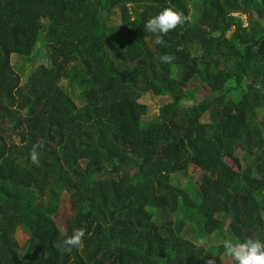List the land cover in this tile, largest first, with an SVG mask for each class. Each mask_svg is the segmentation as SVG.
I'll return each mask as SVG.
<instances>
[{
  "label": "trees",
  "instance_id": "trees-1",
  "mask_svg": "<svg viewBox=\"0 0 264 264\" xmlns=\"http://www.w3.org/2000/svg\"><path fill=\"white\" fill-rule=\"evenodd\" d=\"M224 235L264 241V0H0V264H225Z\"/></svg>",
  "mask_w": 264,
  "mask_h": 264
},
{
  "label": "clouds",
  "instance_id": "clouds-1",
  "mask_svg": "<svg viewBox=\"0 0 264 264\" xmlns=\"http://www.w3.org/2000/svg\"><path fill=\"white\" fill-rule=\"evenodd\" d=\"M189 20L182 12L177 11L172 6L163 8L156 15L149 18L144 24V30L147 33L153 34L155 37L154 43L157 45H164L163 36L170 31L175 30L179 26H183ZM160 61L164 64H170L175 57L170 54L160 56ZM42 147V142L37 141L30 151V159L33 163H39L38 148ZM85 236V230L78 228L73 230V234L63 240L64 251L71 252L73 248H80ZM197 248L205 247L206 240L204 238L193 241ZM58 249L62 248L60 242L55 244ZM222 247L226 257L233 262V264H264V241L260 239L248 237L244 240L225 239ZM206 264H216V256L213 255L208 258Z\"/></svg>",
  "mask_w": 264,
  "mask_h": 264
},
{
  "label": "rangeland",
  "instance_id": "rangeland-1",
  "mask_svg": "<svg viewBox=\"0 0 264 264\" xmlns=\"http://www.w3.org/2000/svg\"><path fill=\"white\" fill-rule=\"evenodd\" d=\"M20 65L16 66L15 64H13V68L18 71V67ZM28 66H24L23 67V71L26 70ZM218 78L215 77L214 80H211L210 81V84L212 87H217L219 85V83L221 82V80L223 79V76L221 77L220 75L217 76ZM75 91V90H74ZM207 92V89L206 88H203L198 94H197V97L199 96H203L205 93ZM74 95H78L77 92L75 91L74 92ZM141 102L145 103L147 105V111L149 114H152L154 112H156L159 108V105H160V101L159 99L157 98V96H154L150 91H145L142 96L140 97L139 99ZM189 101H186V103H188ZM191 103V102H189ZM226 161L233 167H235V164H234V161L231 160L230 158H226ZM202 174V171L200 169H197L195 171H193L192 173L191 172H188V177H191L193 178L195 181H197L200 176ZM186 179L187 177H185L184 175H180L179 176V184L180 185H184L185 182H186ZM16 238L18 241L22 242L25 238V234H24V231L21 230L20 227L17 228L16 230ZM223 240L226 239V236L224 235V237L222 238ZM182 239H179L178 237H172V238H168V239H165V242L166 243H172V242H178ZM201 251L204 250L203 247L200 248ZM188 255L191 257V258H197L199 255L195 252H188ZM220 259L225 263V264H231V260H229L225 255L221 256Z\"/></svg>",
  "mask_w": 264,
  "mask_h": 264
}]
</instances>
